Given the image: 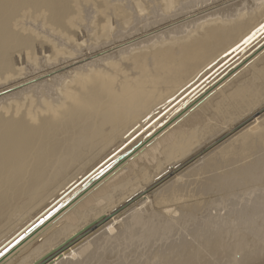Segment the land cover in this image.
<instances>
[{
	"label": "bare ground",
	"instance_id": "6f19581e",
	"mask_svg": "<svg viewBox=\"0 0 264 264\" xmlns=\"http://www.w3.org/2000/svg\"><path fill=\"white\" fill-rule=\"evenodd\" d=\"M210 1L0 0V254L51 213L2 264H264V116L200 152L264 101V50L213 83L261 41L264 0L168 29Z\"/></svg>",
	"mask_w": 264,
	"mask_h": 264
},
{
	"label": "rangeland",
	"instance_id": "374dc122",
	"mask_svg": "<svg viewBox=\"0 0 264 264\" xmlns=\"http://www.w3.org/2000/svg\"><path fill=\"white\" fill-rule=\"evenodd\" d=\"M241 1H247V0H216L214 3L212 2V1H210L209 3H211V4H206V5H204V6H202L201 8L203 9V13H201V14H199V15H197V16H195V13L197 12V11H202V9L201 8H199L197 11H192L191 13H189V15H185V16H180V18H179V20H181V21H178L176 24H174L173 26H170V27H168V29H170V28H172V27H174V26H178V25H181V24H183V23H186V22H188V21H191V20H193V19H195V18H198V17H200V16H203V15H206V14H210V13H212V12H216V11H219L220 9H223V8H226V7H229V6H231V5H235V4H238V3H240ZM207 6V7H206ZM242 7H240L239 9H241ZM254 10V14H256L258 11H256V9H253ZM245 11H247L246 12V14H247V16L248 15H252L251 14V12L250 11H248V10H245ZM194 14V15H193ZM217 15H219V14H217ZM191 16V17H190ZM216 16V15H215ZM213 16V17H209V18H207V19H204V20H202L200 23H203V22H209V21H212V23L213 22H216V20H222V18L220 17V16ZM247 16L244 18V19H246L247 18ZM184 17L185 18H188V19H184ZM182 19H184V20H182ZM236 19L237 18H235V19H232L233 21H236ZM173 21H177V19H175V20H173ZM235 32L234 33H232L231 35H233L231 38H233V37H235ZM155 35V34H154ZM140 36V35H139ZM151 36H153V35H151ZM181 37V35H178V36H172L171 37V39H179ZM140 41L141 40H143V38H141V39H139ZM138 40V41H139ZM168 39H165L164 41H163V43H165L166 41H167ZM230 40V38L228 39V41ZM138 41H136V42H138ZM227 41V42H228ZM160 42H162V41H160ZM159 41H153V42H150L149 44H144V45H142V46H139V47H136V48H133V49H131V51H128V52H124L123 54H121L120 55V57H118V58H116V57H113V58H111V60L112 61H117V62H119V61H121V57H125V56H128V58H133V56H135L136 55V53H138V52H140L141 50H144V49H148L149 47H151V46H153V45H155V44H159L160 43ZM227 42H223V46L221 45L220 46V44H217L216 45V47L214 46L211 50H210V52H209V54H208V56H207V60H205L204 62H202L201 64L204 66L205 65V63H207L206 61H210V60H213L214 58H216V56H219L220 54H221V52H222V50H224V48H225V46H226V44H227ZM225 43V44H224ZM257 43V44H256ZM255 44H254V46L253 47H250V49L247 51V50H245L244 51V53L243 54H245V55H240V56H238L235 60V64H234V66H232L231 64H233V62L232 63H230V65L228 64V66L226 67V69H223V70H221L216 76H214V77H216V78H214L213 77V79H215V80H213V83H215L217 80H219V78H222L221 76H224L227 72H229V69L231 70L233 67H235V66H237V65H240L242 68H247L248 67V65L249 64H251L252 62H254L261 54H262V52H263V50H264V35H262V39H261V41L259 42V41H257ZM107 46H110V45H107ZM221 49H220V48ZM223 48V49H222ZM212 50H213V52H212ZM221 51V52H220ZM246 51H247V53H246ZM112 52H117V50H113V51H110V52H108V53H112ZM108 53H106V54H103V56H105V55H107ZM242 57V58H241ZM78 57H75V58H73V60H74V62L75 63H79L80 61H81V59L79 60H75V59H77ZM80 58V57H79ZM239 58V59H238ZM94 60V59H93ZM87 62H89V60L87 61ZM87 62H84V63H82V64H85V63H87ZM148 62H149V60H148ZM108 63V62H107ZM123 65H125V63L123 62L122 63ZM81 65V64H80ZM108 65V64H107ZM107 65H106V67H105V69L106 70H108V68L110 69V67L108 66L107 67ZM202 65H201V67H202ZM102 67H104L103 66V64L101 65ZM231 66V67H230ZM64 67H62L61 69H63ZM134 68H136V67H134ZM102 69H104V68H102ZM242 70V69H241ZM241 70H239V71H236L234 74H235V76L233 75V78L232 79H236V78H238V77H236V76H238L239 74V77L241 76V75H243L242 74V71ZM222 71H223V73H222ZM239 72H241V73H239ZM220 73H222L221 75H220ZM244 73V72H243ZM219 77V78H218ZM217 79V80H216ZM219 83V82H218ZM221 84V83H220ZM217 85V84H216ZM202 99V98H201ZM200 99V100H201ZM196 100V99H195ZM193 102V103H192ZM196 102V101H195ZM195 102H194V98H192V99H190V100H186V102L183 104V106L182 107H180L176 112H175V115L173 116V117H177L178 115H180V114H182V113H184V114H186L187 112H189V111H191L192 110V108H193V105H195ZM190 104V105H189ZM180 112H182V113H180ZM183 114V115H184ZM262 116H264V101L259 105V106H257L255 109H254V111L253 112H251V114H250V116L248 115V117H245V118H243V120L241 119V121L240 122H237L235 125H233L230 129H226L227 130V132L226 133H223L222 135H221V137L216 141V143H215V145L214 146H212L211 148H209V147H207V148H204V149H202L200 152H209V151H211V150H214L215 148H217L219 145H221L223 142H226L227 140H229L230 138H232L233 136H235L236 134H238L239 132H240V130H243L245 127H247L248 125H250L251 123H253V122H255V120H257V119H259L260 117H262ZM167 122H169V121H167ZM213 123L214 122H212V124L210 125V127L211 128H213ZM216 130H218V129H216ZM213 131V130H212ZM220 130H218V131H216V132H213V133H217V132H219ZM239 131V132H238ZM136 142H138V141H136ZM135 142V143H136ZM138 146H139V148H138ZM141 146V147H140ZM135 147V149L134 148H132V150H129L128 152H127V157L129 158V157H132V156H134L136 153H138V152H142L143 151V149H144V147L145 146H143V145H140V144H137V146L135 145L134 146ZM143 147V148H142ZM139 150V151H138ZM134 151V152H133ZM136 151V152H135ZM138 151V152H137ZM134 154V155H133ZM206 154V153H205ZM204 154V155H205ZM136 159V158H135ZM193 159V158H192ZM196 161V160H195ZM152 164H155L154 162L152 163ZM123 171H125V172H127L128 171V168L127 167H125L124 169H123ZM129 173H128V175H127V178H129V181L131 182H133L134 184H137V183H139V185H143L145 182L144 181H146L147 179H149L150 178V181L149 182H147V183H150V182H152V181H154V178L155 179H157L159 176H160V173H158L159 171H157V170H154L153 168H151V167H149L148 168V170L147 169H145V170H143L142 172H139V170H137V171H133V170H131V171H128ZM172 174V172H170V175ZM175 174H177V173H174V174H172L171 176L169 175V177H172L173 175H175ZM156 181V180H155ZM154 181V182H155ZM154 182H152V184L154 183ZM146 183V184H147ZM159 187V185L158 186H156L154 189H156V188H158ZM153 189V190H154ZM153 190H151L150 192H152ZM150 192H148V193H146V194H149ZM66 202H68V201H66ZM68 209V208H67ZM54 214L56 213V210L53 212ZM62 214V213H61ZM60 215V214H59ZM58 215V216H59ZM48 216L50 217L51 216V213H49L48 214ZM47 215H44V216H42L41 218L39 217L33 224H32V226L25 232V233H23L20 237H19V239L17 240V243L15 244V243H13L12 245H9V247L8 248H10V249H7V250H4L3 252H2V254H0V255H8L11 251H13L14 249H16L21 243H23L26 239H27V237L28 236H30V235H32L38 228H40V227H42V226H44L45 225V223H46V220L47 219H49V217H48ZM58 216H57V218H56V220H55V218H53L52 220H54V223H57L56 225H58L59 224V222H61L62 221V219H60V220H58ZM45 217V219H44V221H41L42 220V218H44ZM48 217V218H47ZM36 219V218H35ZM51 220V222H53ZM41 221V222H40ZM53 223V224H54ZM39 238H41V239H39ZM38 239H37V242L39 243V244H41V243H43V241L45 240V238H46V236H45V234L43 235V236H41V237H39ZM41 242V243H40ZM15 244V245H14ZM9 250V252L7 253V251ZM4 256V257H5ZM4 257L3 256H0V264H2L3 263V261L5 260L4 259Z\"/></svg>",
	"mask_w": 264,
	"mask_h": 264
}]
</instances>
